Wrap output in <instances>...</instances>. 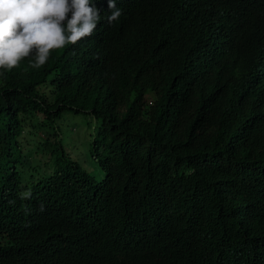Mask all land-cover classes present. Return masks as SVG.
Wrapping results in <instances>:
<instances>
[{
    "label": "trees",
    "instance_id": "obj_1",
    "mask_svg": "<svg viewBox=\"0 0 264 264\" xmlns=\"http://www.w3.org/2000/svg\"><path fill=\"white\" fill-rule=\"evenodd\" d=\"M178 4L168 0L167 11ZM209 6H189L203 37L192 54L178 52L167 21L156 24L140 57L146 68H126L123 94L91 98L55 91L52 78L0 76V264L264 260V0ZM73 68L61 62L64 72ZM79 109L97 120L90 154L99 180L67 154L53 125ZM32 156L45 160L31 164L43 177L35 182L25 178ZM168 207L181 224L145 240L141 228ZM167 233L204 258L178 255ZM130 246L147 254H124Z\"/></svg>",
    "mask_w": 264,
    "mask_h": 264
},
{
    "label": "clouds",
    "instance_id": "obj_2",
    "mask_svg": "<svg viewBox=\"0 0 264 264\" xmlns=\"http://www.w3.org/2000/svg\"><path fill=\"white\" fill-rule=\"evenodd\" d=\"M167 1L0 0V76L2 80L13 79L18 71L31 83L52 78L57 82L55 91L71 93L77 88L91 98L123 94L128 89L122 81L125 70L141 64L144 45L156 37L160 20L169 24L178 52L192 54L202 45L203 37L194 29L190 7L210 8V2L232 0H178L171 12L167 11ZM66 59L74 63L69 73L60 69ZM32 163L43 165V161L32 156L26 168L25 178L35 182L43 177L31 169ZM14 190L22 192L23 183ZM22 198H31L30 191ZM151 221V228L140 230L147 241L155 239L158 229L181 224L171 207L155 211ZM167 239V245L178 255L190 252V258H204H199L200 253L188 239L169 233ZM130 247L124 254H147L143 247ZM110 257L120 260L121 249L115 244ZM260 260L264 262L259 257L248 264H259Z\"/></svg>",
    "mask_w": 264,
    "mask_h": 264
},
{
    "label": "rangeland",
    "instance_id": "obj_3",
    "mask_svg": "<svg viewBox=\"0 0 264 264\" xmlns=\"http://www.w3.org/2000/svg\"><path fill=\"white\" fill-rule=\"evenodd\" d=\"M54 119L53 125L57 129L59 141L67 154L95 179L102 178L103 173L90 154V140L97 126V120L84 109L64 110L59 117ZM26 139V145L31 146L33 140L28 135ZM42 161L45 160L42 159Z\"/></svg>",
    "mask_w": 264,
    "mask_h": 264
}]
</instances>
